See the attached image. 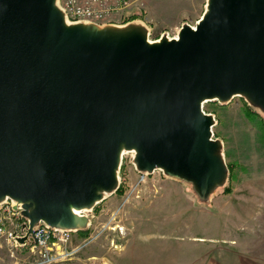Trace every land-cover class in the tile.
Wrapping results in <instances>:
<instances>
[{
  "label": "water",
  "instance_id": "1",
  "mask_svg": "<svg viewBox=\"0 0 264 264\" xmlns=\"http://www.w3.org/2000/svg\"><path fill=\"white\" fill-rule=\"evenodd\" d=\"M236 95L264 113V0H207L155 42L137 24L68 25L56 0H0V203L21 206L28 235L82 230L74 210L117 188L122 150L205 199L227 167L202 102Z\"/></svg>",
  "mask_w": 264,
  "mask_h": 264
},
{
  "label": "rangeland",
  "instance_id": "2",
  "mask_svg": "<svg viewBox=\"0 0 264 264\" xmlns=\"http://www.w3.org/2000/svg\"><path fill=\"white\" fill-rule=\"evenodd\" d=\"M130 1L132 13L136 7L143 13L131 24L145 26L150 42L175 38L184 25L194 28L207 8V0ZM202 111L213 118L211 140L219 143L227 167L224 183L201 199L191 183L160 169L140 172L134 151L126 150L116 171L117 188L82 211L89 223L72 233L73 246L90 236L91 243L57 264H179L181 258L209 255L212 243L218 250L231 243L236 252L258 256L264 247V113L239 95L226 102L205 100ZM32 260L28 246L0 241V264Z\"/></svg>",
  "mask_w": 264,
  "mask_h": 264
},
{
  "label": "built area",
  "instance_id": "3",
  "mask_svg": "<svg viewBox=\"0 0 264 264\" xmlns=\"http://www.w3.org/2000/svg\"><path fill=\"white\" fill-rule=\"evenodd\" d=\"M134 3L130 0H60L57 7L68 25L84 23L97 27L123 26L142 20V8L136 7L135 12H131ZM12 202L6 199L0 203V241L14 248L28 246L29 257L33 258L28 264H57L71 259L93 239L92 236L87 237L81 245L73 246L74 230L52 228L42 222L34 226L33 233L28 235V221L21 215V206L15 202L17 206H14ZM24 237H27L26 240L19 243L18 240Z\"/></svg>",
  "mask_w": 264,
  "mask_h": 264
},
{
  "label": "crops",
  "instance_id": "4",
  "mask_svg": "<svg viewBox=\"0 0 264 264\" xmlns=\"http://www.w3.org/2000/svg\"><path fill=\"white\" fill-rule=\"evenodd\" d=\"M212 247L211 252L207 256H196L189 259H179V264H264V247L258 249L257 254L248 252H236V245L226 244V247H221L218 250V245ZM214 251V252H213Z\"/></svg>",
  "mask_w": 264,
  "mask_h": 264
},
{
  "label": "bare ground",
  "instance_id": "5",
  "mask_svg": "<svg viewBox=\"0 0 264 264\" xmlns=\"http://www.w3.org/2000/svg\"><path fill=\"white\" fill-rule=\"evenodd\" d=\"M168 39H171V38H168ZM126 150H122L121 153H120V158L122 157V155L125 153ZM82 211H86L85 209H82V210H74V213L76 214H79L81 213Z\"/></svg>",
  "mask_w": 264,
  "mask_h": 264
},
{
  "label": "trees",
  "instance_id": "6",
  "mask_svg": "<svg viewBox=\"0 0 264 264\" xmlns=\"http://www.w3.org/2000/svg\"><path fill=\"white\" fill-rule=\"evenodd\" d=\"M245 114L249 117V118H254V113H251L250 111L246 110ZM86 232L85 230L82 231V233Z\"/></svg>",
  "mask_w": 264,
  "mask_h": 264
}]
</instances>
